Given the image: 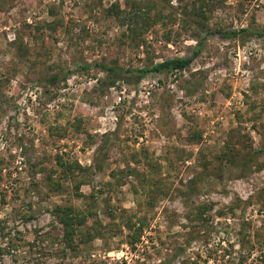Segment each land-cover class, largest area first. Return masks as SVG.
<instances>
[{
    "label": "rangeland",
    "instance_id": "obj_1",
    "mask_svg": "<svg viewBox=\"0 0 264 264\" xmlns=\"http://www.w3.org/2000/svg\"><path fill=\"white\" fill-rule=\"evenodd\" d=\"M247 27L264 0H0V264H264V153L239 164L264 144V38L219 33ZM209 31L184 71L94 66ZM57 205L85 216L72 248Z\"/></svg>",
    "mask_w": 264,
    "mask_h": 264
},
{
    "label": "trees",
    "instance_id": "obj_2",
    "mask_svg": "<svg viewBox=\"0 0 264 264\" xmlns=\"http://www.w3.org/2000/svg\"><path fill=\"white\" fill-rule=\"evenodd\" d=\"M117 7V6H116ZM114 5V8H116ZM145 14L147 12H144L143 9L140 8H134V10L131 8V10L128 12V19H129V29L130 31L134 32L136 31L139 20L142 19L143 23L141 26H143L147 20L145 18ZM141 28V27H140ZM219 33H221L223 38H238L240 37V34L242 33H249L251 36H259L264 38V28H241L240 30L237 29H231V30H219ZM217 34L216 31H209L207 32L203 37H200L197 40V44L193 47L191 53L183 55V56H177L172 58L164 59L161 62H157L154 64H151L150 66L138 68V69H128L124 71L122 68L119 67H112L107 64L103 63H97L94 64V66L102 67L105 71L108 72V77L112 80L113 83H116L119 79H123L122 76L126 73L131 74H137V80L136 83H139L141 79H143L147 74L155 72V73H168V72H177V71H184L188 69L193 61L199 57L203 51L205 42L207 40V37L209 35H215ZM91 67V64H84V69H89ZM67 73H72L71 70H67ZM59 77L58 74L55 76H51V80H55ZM264 153V144L258 149L255 150V152H249L246 156L240 160V163L242 166L245 164H250L256 160V155ZM81 167V166H79ZM54 214L59 218V221L64 226V233H63V239L64 243L67 247L72 248L75 244V235L77 232L81 231V226L85 223V216L80 215L75 211V208L71 205L69 206H62L57 205L54 209Z\"/></svg>",
    "mask_w": 264,
    "mask_h": 264
}]
</instances>
